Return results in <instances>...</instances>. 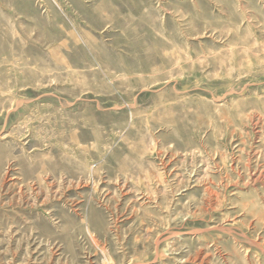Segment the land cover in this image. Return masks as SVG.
I'll return each mask as SVG.
<instances>
[{"label":"rangeland","instance_id":"1","mask_svg":"<svg viewBox=\"0 0 264 264\" xmlns=\"http://www.w3.org/2000/svg\"><path fill=\"white\" fill-rule=\"evenodd\" d=\"M0 264H264V0H0Z\"/></svg>","mask_w":264,"mask_h":264}]
</instances>
